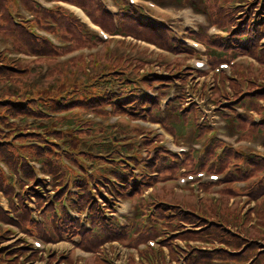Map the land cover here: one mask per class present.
I'll use <instances>...</instances> for the list:
<instances>
[{
    "label": "rangeland",
    "instance_id": "rangeland-1",
    "mask_svg": "<svg viewBox=\"0 0 264 264\" xmlns=\"http://www.w3.org/2000/svg\"><path fill=\"white\" fill-rule=\"evenodd\" d=\"M157 4L161 2V0H154ZM164 2H161L162 5L168 6V7H177L181 8L179 4H175L174 0H162ZM194 2L197 1L200 8H203V5H200L199 1L204 0H192ZM184 4V3H182ZM191 5V4H186ZM135 10H137V13L139 16L143 15L144 18L152 19L158 18V14L155 13L156 11L154 9H147V8H139L134 7ZM148 10V11H147ZM196 12L198 10H195ZM202 12V11H198ZM12 13H14L12 11ZM188 13V14H187ZM203 13V12H202ZM13 20L14 21H21L24 17L22 15H14L13 14ZM161 20H165L170 26H174L177 22H181L182 25L185 22L188 21V29L190 31L201 28L200 33H204L207 35L208 32V25L210 24V20L208 21V18L205 16V18L201 16H195L188 11H181L179 14L174 13L172 17V21L167 19L164 16H161ZM12 18V17H11ZM207 18V21H206ZM191 20V24L189 23ZM193 27H192V26ZM185 26V25H184ZM186 27V26H185ZM184 29L183 26H179L178 29L174 32H171L169 35L170 39L172 40H183L181 39V31ZM112 33H115L114 31ZM211 33V31L209 32ZM208 33V34H209ZM190 36H194V32H190ZM187 39V38H186ZM190 41V40H189ZM188 41V42H189ZM203 44L206 45L205 41H202ZM100 42H95L93 45H81L79 46V49L84 50L85 48L95 47V49H98V46L100 45ZM141 45H144L143 43H140ZM139 45L136 50L137 58L130 59V67L137 66L141 67L143 69H146V64L154 67L155 71H163L165 69V75L166 79L162 77H156V80H161V83L153 84L152 87L148 88L146 86H143L144 83L141 84L140 92L138 96H131L129 99L130 91L135 86H129L126 89H122L123 92H126L127 95L123 97L125 100H121L124 104V102H129L128 105H123L122 109L120 108V114L118 117H114L111 114L107 116L105 119L103 118L105 111H100L99 109L93 110V109H84L82 107V104L79 102H75L69 106L68 109L62 110L59 112H54V115L51 116V118H47L44 121H48L49 123H52L53 120L59 119V122H62V124H48L46 126L48 129L63 132L62 137L58 139V144H54V151H59V149H62L65 147V145L69 144L68 147L71 150H78L81 146V154L75 156V162H71L70 165L73 164V167L78 168V171H73L71 174L67 176L66 184L72 183L75 184V181H83L87 184V180L84 179L88 175L83 173L81 170L84 166L90 165H99L104 166L103 163H96L93 162L92 156L99 154L104 155V151L106 150V146L104 143H100L99 145H95L97 149L101 150H94L93 148H89L90 143L93 142V140H90V138H86L84 134H81L83 131H75L76 127H81L83 129H86L84 132H86L88 135H99L101 134L105 136L107 134L108 129V135L111 137V141L108 143L109 152L110 154H119L121 157H123L121 160L123 162V165L129 166L130 168L137 167L138 170L143 172V175L146 177H152L154 174L153 171L148 168V164L154 163L158 165L159 168H161L163 171H166L167 173H170L166 176L174 177L176 174H180L182 172H185L186 170L190 169L192 166L195 165L196 160L195 158H190L187 156L185 157L181 155H177L175 152H172V148L176 150L178 154H181L183 152L178 151L177 148H175V145L179 147V144L184 145L187 150H191V148L196 147V143H199L202 145V148L200 150V154L203 153V148L206 147V144L209 143L207 136L204 138H201V134L199 132L207 131V135H210V138L213 140L210 142V144L220 143L222 142L220 138L223 141H226V137H233L231 140L232 143L237 142L239 139L242 141L240 144V147H238V150H241L240 153H236L233 149L232 151L226 150V152L220 153V156L215 160V163H211L209 159H206L203 157L198 156L199 154H191L198 158L199 162H201L204 171H206V175L204 176V179L208 177L209 174H215L220 173L221 176L219 181H216V183L210 185L208 179L207 181H202L195 177L196 180H194V183L197 187L196 191H202L200 189H210L211 194L207 195H199L195 194L194 192L191 194L192 191H186L183 187V189L179 190L180 194H178L176 191V204L190 206L192 207L195 205V209L200 207H206V211H201L198 214H195L194 212L191 215V219L193 221H190L193 224H190L188 220H185L184 222L188 224H182L179 227V238H180V244L178 240H173L175 244L180 245V250L184 247V243H182L186 238L188 237H194L195 235L204 236L206 229L208 228H215L219 231L220 237L224 240V247L221 246V244H217L215 246H210L207 248L212 249L214 252H208L209 258H207V262L211 263L214 259H223V260H229V264H241L242 262H247L252 260L254 257L259 258V262L264 261V220L260 218L262 213L260 212L264 203L263 196H264V163L262 164H255L258 162L257 156L264 155V77L262 75H258L257 66L250 60L251 66L246 67H238V74L239 79H231V78H224L223 75L216 77L213 82V73L211 71L215 72V69L213 70L212 67L210 70H200L199 72H194L193 68H190V66H187L185 68L183 65H187V62H185V59H183L179 54L185 53L187 51L183 50H171L168 49L166 46L164 47L167 50H170L173 57L169 59V54L164 52V58L161 52H158L156 50H151L149 48L142 49L143 46ZM183 45V44H182ZM8 47L6 50L10 52V54H15L17 50H10V47L12 44L6 42L2 35L0 34V47ZM106 47L108 49L111 48V44L107 43ZM124 47V46H122ZM121 47V48H122ZM72 45L68 46L67 48L59 49L55 48L53 45L51 46V52H54L55 49L57 51H61L59 54V57L61 55H68L71 52ZM151 48V47H150ZM118 53H121L123 55L124 51H120V47L118 48ZM153 49V48H152ZM74 50H75V44H74ZM134 50V49H133ZM203 51V50H202ZM40 53H43V50H39ZM158 52V53H157ZM53 54V53H51ZM85 52H83V55ZM45 54H40L36 58H28L27 60H24L23 67H20L19 69H22L24 71H36L38 65L40 63H48V59H52L53 55L47 54L46 56H42ZM83 55H79V68L84 66V63L87 65L85 57ZM129 56H133L130 54ZM90 59L91 57L88 56ZM200 59L206 61L207 57L206 55H200ZM76 61V64L73 66L64 67V71H70L73 69V71H76L77 67V58L73 59ZM229 60V59H228ZM238 62V60H237ZM189 64V63H188ZM237 65V64H236ZM184 67V68H183ZM242 70V71H241ZM44 71V70H43ZM84 71V69L79 70ZM264 74V69L262 70ZM221 74V73H220ZM35 76H30V78H27L26 81L29 83L33 80V83L36 81ZM133 79H135V76H133ZM146 79V78H144ZM142 81H145V80ZM41 84H34L36 87H39V89L45 88L49 80H46L45 78H42ZM118 80L115 81L114 86L118 84ZM166 83V85H165ZM112 85H106L104 87H98V91L101 92H110L111 90L113 92L116 91L117 87H114ZM35 88H25V89H18V92H26V91H35ZM146 88V90H145ZM145 90V91H144ZM153 91V93L151 92ZM59 90L52 89L50 92H46L42 90L39 93H44L46 97H52L54 99H58L60 96H65L64 101H71L75 99L76 97L69 98V96L64 94H58ZM240 94H244L245 96L239 97ZM248 94V96H247ZM234 96V99L236 101L234 103H227L222 106H220L219 110L224 107H228L229 111H224L223 116L230 117L231 119L235 120L236 114L246 116L247 122H244L242 127L243 128H237V129H226L221 128L222 123L224 122L220 118L214 117L219 114H215V112H211L213 110L214 106H217L219 102H230L232 99L230 97ZM247 96V97H246ZM170 100H176L177 107L169 103ZM263 99V102L261 101ZM43 101H46V99H43ZM137 102V107L133 106V108H129V105H132L134 102ZM219 101V102H218ZM246 101V105H243V102ZM161 102V103H160ZM164 102V103H162ZM173 102V101H170ZM41 102H38L40 104ZM120 100L116 99L115 104H119ZM204 103L207 110H209L208 113H206V119L202 120V109L198 110L197 106L199 107ZM3 107H6L8 103H1ZM134 105V104H133ZM107 108V107H106ZM104 108L103 110H105ZM176 108L179 110H183L185 112L176 111ZM3 111V110H2ZM187 111V112H186ZM103 112V113H102ZM92 114L95 115V118H101L104 119L105 124L100 120H95V118L92 116ZM258 114V117H257ZM48 115V114H46ZM49 116V115H48ZM94 118V121L91 119ZM11 122H13V127L6 128L7 126L3 127V132L5 133L6 139L10 140V144L15 143L16 146H22L27 144H32L35 146H38L36 144L35 140L33 139H18L21 136L25 137H39L42 138V141L48 142V140L51 141L50 134H45L46 130H39V134H36L32 132V134H29L27 128L31 127L30 125H25V122H21L18 118H8ZM195 120L203 121L204 125H200V128H198L199 132H196V127L194 125ZM197 121V123L199 122ZM72 122V123H68ZM147 122H150V126L154 129V133L160 132L156 126H160L162 128L163 137L161 133H158L160 135V139L162 141L165 140L164 146L166 148L165 155L159 156L158 153L153 152V158L150 159V156H146L143 158V151L146 152V150H141L140 147L137 145V141L139 142L140 138L144 136L142 132L144 131L143 127L147 125ZM47 124V122H46ZM211 124V125H209ZM16 127V128H14ZM107 127V128H106ZM122 127L126 128L124 130V136L121 138H127L124 142H116L115 138L118 136V132L115 128ZM147 129H149L148 126H146ZM37 129H40V126H38ZM215 129V130H213ZM18 130H22L25 135H15ZM30 130V129H29ZM213 130V131H210ZM33 131V130H32ZM171 134H174L172 136ZM129 135L136 137V139L128 138ZM158 135V136H159ZM230 135V136H229ZM101 137V142H104L106 139L104 137ZM191 139L188 140V138ZM220 136V137H219ZM236 136V137H234ZM173 137V138H171ZM77 138V139H76ZM103 138V139H102ZM239 138V139H237ZM174 141H172V140ZM95 140V139H94ZM188 140V141H187ZM237 140V141H236ZM96 142H99L100 140H95ZM68 142V143H67ZM175 143V145H174ZM217 145V144H216ZM47 148V147H45ZM237 150V151H238ZM84 151H92L93 154H85ZM207 156H210L212 158L216 157L214 153V148L207 151ZM221 152V151H220ZM59 155V153H57ZM188 153L184 152V155H187ZM172 155L174 157H172ZM37 156H32V158L28 159L27 166L28 167H35L42 165L36 158ZM132 158V159H130ZM98 159V158H97ZM158 159H160V163H158ZM164 160V161H163ZM91 161V162H89ZM96 161H102L99 159ZM51 162L53 164H56V161L51 159ZM4 163L0 160V166ZM24 163V161H23ZM69 165V166H70ZM256 166L252 168L253 166ZM24 164L19 166V171L15 172L12 175V172L3 171L4 172V179L9 184L11 188L3 189L0 187V190L3 191L8 197L11 202H13V206L10 205V202L8 205H10V208L12 209V214L15 215L14 219H11L13 223L18 227V229L21 232H24L22 230L23 225L21 224L22 220L20 217H22V211L21 208L23 205H27V201L30 197L29 194H24V191L27 190L28 193H30L31 190L27 189L28 185H31L32 183L27 180V176L24 174L23 170ZM58 166V164H57ZM68 166V167H69ZM146 167V169L144 168ZM190 167V168H189ZM63 170V168H61ZM115 170V169H112ZM88 172V171H87ZM92 172V171H91ZM230 172L237 175V176H230ZM47 172H44L43 174H40L41 177L45 178L47 177ZM130 174L132 176H135L136 179L140 177V174L133 173L130 171ZM226 175V177L224 176ZM63 174H58V176H62ZM79 176V177H78ZM250 176L256 177L254 180H250ZM34 177V176H33ZM4 179L0 178L1 181H4ZM138 185H141L143 179L139 178ZM203 179V180H204ZM49 181V180H48ZM250 181V182H249ZM37 183H34L33 186L36 187ZM44 184V183H41ZM173 186L175 188L177 187V184L175 183V180L173 181ZM48 185V184H47ZM45 185L47 189L51 188V184L49 186ZM108 186L113 187L111 184H107ZM146 186L152 185L151 182L145 184ZM210 185V187H209ZM213 185H216L215 188H212ZM32 186V187H33ZM139 187L138 189L142 191H146L147 187ZM169 186V185H168ZM168 186L166 188H168ZM182 186H187L189 189L193 187V184H189L188 182L186 184H183ZM116 188V187H113ZM182 188V187H181ZM230 188L231 190H229ZM164 189V188H163ZM107 189H104V192ZM7 193H6V192ZM163 190H160V192L157 193V195L161 194ZM189 192V193H187ZM143 193V192H142ZM141 193V194H142ZM214 194V195H213ZM48 195V194H47ZM212 196H217L218 199L212 200ZM2 195H0V200L2 202ZM39 196V192L37 193V198ZM51 197V195H50ZM261 197V200L258 203V198ZM97 198H101V196H98ZM48 200V197L44 199V202ZM98 202L100 209H107L108 207H112L111 204H109L108 200L104 199H96ZM111 202V201H110ZM215 202V205H214ZM196 203V204H195ZM5 206L6 204H3ZM33 207V205H31ZM215 207L217 208V215H212L209 213V210L207 208ZM1 208V206H0ZM120 211L126 210L125 212H129L130 208L127 204L124 202L121 203V206H119ZM99 209L101 221L98 222V224L95 223L97 227H103V228H109L108 221L103 218L104 212ZM181 207H177V211L180 210ZM2 210V208H1ZM21 211V212H20ZM260 213H259V212ZM20 212V213H19ZM11 212H6L5 214H9ZM18 213V214H17ZM87 213L88 217L90 215V209L87 206ZM107 213V212H106ZM118 216H125L120 215L119 212ZM104 214V215H103ZM264 217V215H263ZM117 218V217H116ZM170 221H178V217L176 219H171ZM115 222V221H114ZM113 222V223H114ZM38 223V222H37ZM112 223V224H113ZM87 225L93 226V223L91 224L88 222ZM158 230H161L157 227ZM198 231V234H186V233H193V231ZM176 233V231H175ZM162 234V233H160ZM167 233H164L163 235H166ZM186 234V235H185ZM158 235V234H156ZM175 236H172L174 238ZM145 240V239H144ZM22 241V242H20ZM18 243L23 244V236L16 240H7L3 242L2 246L6 247L7 249H11L12 247H17ZM228 248V249H227ZM2 252V250H0ZM216 253V254H215ZM182 254V253H181ZM187 255L186 253H184ZM203 256V255H202ZM207 256V257H208ZM127 258V257H126ZM44 259V257H42ZM116 261H119L120 258H116ZM18 262H24L30 263L31 261L26 262L25 257L21 256L20 259H17ZM39 261V260H37ZM34 261V262H37ZM33 262V263H34ZM89 262H92L89 260ZM258 262V263H259ZM40 264V263H38Z\"/></svg>",
    "mask_w": 264,
    "mask_h": 264
},
{
    "label": "trees",
    "instance_id": "trees-1",
    "mask_svg": "<svg viewBox=\"0 0 264 264\" xmlns=\"http://www.w3.org/2000/svg\"><path fill=\"white\" fill-rule=\"evenodd\" d=\"M70 1L85 7L94 17L95 21L100 23L109 31L121 32L123 34H132L138 38L153 41L163 47L166 46L168 49L174 51L188 50V48L182 45L179 40L176 41L170 39L169 35L171 32L164 26L163 23H159L153 19L144 18L143 15L139 16L137 10L128 5L127 0H121L127 6L119 16L121 22L119 30L114 27L112 17L105 13L98 0ZM24 3L26 7L28 6L38 13V22L42 27L49 28V20H54V22L58 23V28L56 31L64 38L73 40L75 47H79L83 44L88 45L91 44V41H93V39H90L87 36L86 28L69 11L64 9L45 11L39 5L31 3L29 0H24ZM174 3L181 6H185L186 4L193 5L195 10L202 11L208 15L213 24L227 31V36L225 37L223 35L208 37L204 33H198V35L195 34L193 36L197 39H202L207 43L209 58L214 65L222 62V60L229 61L228 59L240 53H249L254 55L264 63V45H260L262 37L264 36V0L199 1V3H201L200 5H203V8H200L197 1L194 2L192 0H174ZM235 4L238 6L234 7ZM10 9L15 11L18 10L17 4L14 0H0V34L2 35L3 39L6 42L12 44L11 48L13 50L15 49L17 51H24L36 55L45 54L42 56L50 54L53 55V58L48 59L49 70L46 72L43 71L41 63L37 64L38 67L36 71H29L28 69L27 71H24L19 69L20 67H23L25 63L24 60L9 57V53H7L8 50H2L0 47V104L8 103L6 107L0 105V160L7 164L14 173L19 170V166L24 164V174L28 179L31 180L32 184L37 183L36 185H38L41 182H37L35 180L34 167H28L26 162L28 159L32 158L33 155L37 156L34 159H37L40 163H42L43 171L53 175V183L58 181L63 185L67 180L65 176L66 172L69 171L67 168H65L67 166L63 162V157L66 156L71 162L76 163L74 158L76 156L75 150L65 151L64 149H59V151H57L59 155L56 153V151H54V144H58V139L62 137L63 132L55 131V129H48L46 126H48V124H53L55 126L57 124H62V122H59V119H55L52 123H49L50 119H48L46 124L44 120L51 118V116L48 115L53 114L54 112L66 110L69 108V106H71V104L75 102L81 103L84 109H99L100 111H104L102 108L104 104L112 103L115 110L120 111V108L123 106V102L120 100L119 104H115V93L112 90L110 92H101L97 89L98 87H104L106 85L114 86L116 80L119 81L122 89H126L130 85V83H127V80L123 74L120 73L116 76H113L109 73L111 71H107L113 68L121 67L124 69H133V71L125 72L131 74L132 76L134 75L135 79L139 81L146 78L144 79L145 81H143V83L150 86L158 82L156 78L146 77V75H144L145 72L140 71L141 67L129 66L130 59H133V57L126 55L125 53V55L118 53V48L124 46V42L118 44L115 53L111 56L104 52L99 54L98 58L92 63L91 67H89L90 71H86L88 66L85 63L84 66L79 68L80 62L78 60L80 58H77L76 71H73V69L70 71H64V67L73 66L76 64V61H60L59 54L61 51L59 52L55 49L54 52H51V45L48 43V41L37 39L32 36L30 31H28L24 26L16 25L14 23L13 17L11 16ZM39 50H43V53H40ZM82 69H84V71H79ZM30 76H35L36 81L34 83L33 80L29 83L26 81V79L30 78ZM223 76L227 79L226 74ZM42 78L49 80V82L45 88L39 89V87H36L34 84H41ZM35 87L36 92H18V89ZM55 88L56 90L61 91L58 94L67 95L69 98H76L71 101H64L65 96H60L58 99H54L52 97H46L44 93H39L42 90L50 92ZM122 93L126 92L122 91ZM43 99H46V101H43ZM38 102L41 103L38 104ZM175 102L176 100H173L172 104L174 106L176 105ZM243 105H246V101L243 102ZM176 111L179 110L176 108ZM9 117L14 119L18 118L21 122H25L26 126L30 125V130L27 128L28 131H25L29 134H32L34 131V133L39 134V130H46L45 134H50L51 141L48 140V142H45L39 137L21 136L18 139H33L36 141L35 143L38 144V146L32 145L34 143L19 147L16 146L15 143L10 144V140L6 139L5 133L3 132L4 126H7L6 128L10 129L13 127V122L8 119ZM244 122H247L246 116L236 114L235 120H232L231 128H243L242 125ZM38 126H40V129H37ZM196 132H199V130ZM21 134L25 135L26 133H24L22 130H18L15 135ZM145 143L151 144V142L148 140H145ZM68 145L69 144H67V146ZM105 149L108 150L109 147L106 146ZM157 152L159 156H161L163 150H158ZM92 153L93 152L91 151V154ZM87 154L90 155V153ZM51 159L55 160L56 164H53ZM92 159L102 160L101 157H94V155L92 156ZM160 161L161 160L158 159L157 162L160 163ZM262 163L264 162L261 161L258 164ZM61 168H63V170H61ZM148 168L152 171L158 172L157 177L152 176L148 179V182H151L153 186H158L161 180L170 177L166 176L170 173L163 171L158 167L157 164L154 165V163H150L148 164ZM101 172H106V170ZM58 174L63 175L58 176ZM116 174L121 180L125 182L129 181L128 177L125 176L121 170L118 169V173ZM3 175L4 172L0 169V178L4 179ZM230 176L237 175L230 172ZM95 185L99 189L100 183L96 181ZM75 186L80 188L78 193H73L68 189V187H66L65 190H61L57 193L56 202H58L61 208L60 203L63 198L67 196L70 203L80 211H82L84 208H87L88 206L90 209L89 219L94 225L93 229L88 230L86 226L81 225L79 221L72 220L64 208H61L62 216L57 218L54 213L53 203L50 202L45 206L44 199L39 193L40 197H38V203L39 206H45L44 217L46 223L37 224L35 221H33L31 218V209L29 205H23L21 208L22 217H20L22 220L21 224L23 225L22 230L27 233H31L30 229L36 230L41 237L48 240H53L51 235L52 232L57 235V239L59 240H63V234L80 233L84 236L82 246L91 250H97L103 239L125 237L133 240L131 234L136 233L141 226L138 221H136L131 228L126 229H121L116 222H108L109 228L106 229L103 227H97L95 223L98 224V222L102 220L100 217V206L98 202L94 196H92L91 192L89 191V187L85 182L76 180ZM131 186L135 189L133 191V197L136 199L140 191L138 188L143 187L144 185L142 183L141 185H137L133 182ZM0 187L3 189L11 188L5 179L4 181L0 180ZM162 188L165 189L166 187ZM27 189L31 190L30 193L25 190L24 194H31V196L37 198V193L39 191L35 186H28ZM228 189L231 190L230 188ZM165 193L168 194V190H165ZM80 194L83 195L80 196ZM73 196H76V201L73 200ZM157 199L161 198L157 196ZM136 202L139 207V211L143 212L141 207L142 202L138 201L137 199ZM154 205H157V201L154 202ZM263 208L264 203L260 211L261 213ZM167 211L168 208L165 206L157 207V212L160 215L166 214ZM0 221L5 223H13L9 218V215L5 214L1 208ZM99 230L102 231L101 233L105 234L103 239L100 238ZM214 231L218 230L215 228H210L206 230L205 235L212 234ZM15 234L16 233L7 226H0V250H2V252H0V264H24V262L21 263L17 261V259H20L21 256L25 257L26 262L31 261L30 263L25 264H33L34 261L40 260L38 252L30 248L29 244L25 242L24 239L23 244L21 245V243H18V246L15 248L12 247L11 249H7L6 247L2 246L3 242L7 240H16L17 235ZM217 236L218 233L215 235V237ZM204 258L205 256H203L202 259L204 260ZM55 261L56 258L51 257L50 262L53 263ZM200 261L203 262L202 260ZM61 262L63 264H72V257L61 260L58 262V264H62ZM92 263L107 264L99 255L93 258Z\"/></svg>",
    "mask_w": 264,
    "mask_h": 264
}]
</instances>
